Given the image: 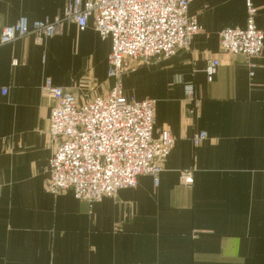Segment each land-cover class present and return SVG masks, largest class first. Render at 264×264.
Returning <instances> with one entry per match:
<instances>
[{
	"label": "crops",
	"instance_id": "1",
	"mask_svg": "<svg viewBox=\"0 0 264 264\" xmlns=\"http://www.w3.org/2000/svg\"><path fill=\"white\" fill-rule=\"evenodd\" d=\"M66 2L0 0V29L52 20ZM251 3L264 32V0ZM187 12L202 28L189 48L121 78L126 99L156 101L154 136L174 138L158 183L139 176L91 208L69 191L44 192L53 102L41 86L48 79L78 103L106 93L110 39L90 19L42 44L29 35L0 45V264H264V50L251 59L220 51L219 32L245 26V0H193ZM211 59L219 65L208 81ZM184 84L198 117L187 114ZM199 132L207 137L193 145Z\"/></svg>",
	"mask_w": 264,
	"mask_h": 264
},
{
	"label": "built area",
	"instance_id": "2",
	"mask_svg": "<svg viewBox=\"0 0 264 264\" xmlns=\"http://www.w3.org/2000/svg\"><path fill=\"white\" fill-rule=\"evenodd\" d=\"M192 1L67 0L52 20L28 25L20 19L15 25L0 29V45L29 35L42 44L58 34L63 25L74 24L82 31L92 19L100 39L111 42L107 77L113 83L106 93L78 103L70 90L56 87L48 79L41 86L42 93L53 102L47 119L52 151L44 192L56 196L69 191L91 208L120 190L135 188L139 176H150L157 185L161 164L169 155L174 138L167 130L154 136L156 101L126 99L121 78L189 48L192 39L202 32L197 19L187 12ZM245 10V26L222 29L218 34L219 47L224 54L251 59L264 50V32L256 26L257 11L251 0H245ZM12 64L15 66L16 62ZM218 65L217 59L208 61L204 70L208 81ZM183 90L191 105L187 114L198 117L200 101L193 85L184 84ZM206 137V133L199 132L193 136L192 144L197 145ZM179 181L191 187L192 173L182 171Z\"/></svg>",
	"mask_w": 264,
	"mask_h": 264
}]
</instances>
